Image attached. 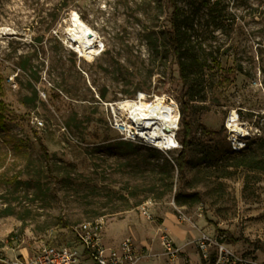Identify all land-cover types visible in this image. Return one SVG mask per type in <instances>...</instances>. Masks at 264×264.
Instances as JSON below:
<instances>
[{"label": "rangeland", "instance_id": "1", "mask_svg": "<svg viewBox=\"0 0 264 264\" xmlns=\"http://www.w3.org/2000/svg\"><path fill=\"white\" fill-rule=\"evenodd\" d=\"M178 5L185 48L203 66L185 113L193 92L179 77L168 0H0V260L72 244L66 229L103 217L114 239L134 227L129 236L145 255L137 264H189L169 262L160 246L162 219L181 211L187 221L177 224L264 264V0ZM74 16L96 33L95 54L80 57L68 41ZM138 94L179 107V144L189 122L183 179L181 149L164 153L112 129L109 105ZM232 111L258 128L245 156L226 139ZM193 234L186 238L198 254Z\"/></svg>", "mask_w": 264, "mask_h": 264}, {"label": "built area", "instance_id": "2", "mask_svg": "<svg viewBox=\"0 0 264 264\" xmlns=\"http://www.w3.org/2000/svg\"><path fill=\"white\" fill-rule=\"evenodd\" d=\"M140 95L143 94H138L133 100H123L109 105L112 129L124 141L136 142L164 153L181 149V144L176 140L180 119L179 107L171 99L167 103L163 99L149 101L144 98L149 105L155 106L159 103V107L163 106L168 109H163L162 113L161 110L151 109V106L141 109L136 105L141 100ZM167 114L177 115V122L172 131L168 126H161L162 116H167ZM37 125H41V122L37 121ZM224 129L228 145L235 153L244 150L248 141L258 133V128L252 129L248 123L240 121L236 111L229 113ZM161 132L164 134H160ZM141 214L147 220L152 219L145 207H142ZM176 219L178 222L187 221L181 211H178ZM66 230H70L73 238L72 244H45L31 256L2 259L0 264H137L145 256L131 236L124 238L116 247L107 246L103 217L83 222ZM222 240V237L209 236L205 232H201L194 240L203 264H256L251 258L234 252ZM160 246L162 255L169 262L177 258L179 250L165 233L160 237Z\"/></svg>", "mask_w": 264, "mask_h": 264}, {"label": "trees", "instance_id": "3", "mask_svg": "<svg viewBox=\"0 0 264 264\" xmlns=\"http://www.w3.org/2000/svg\"><path fill=\"white\" fill-rule=\"evenodd\" d=\"M169 6L171 8V15L169 19L170 24V39L173 47V54L178 66L179 77L182 83L185 86L189 87L190 92H193L188 102H184L183 113H185L190 106V101L196 96L197 92V80L196 77L199 75V69H202L203 66L201 64L200 58L195 57L193 53L188 52L185 48V42L187 39V20L183 15L180 6L178 5V0H168ZM207 3V2H206ZM206 5H209L208 3ZM103 97V95H101ZM6 109L2 101H0V126L3 125V121L6 116ZM199 129L203 133V135L207 138H212L213 136L218 134H214L213 132H209L204 126H200ZM182 134L181 136V151L176 157V164L179 177L181 179L184 178V170L187 163L188 157V148L190 144L191 137V126L188 121L182 120ZM242 150L238 153H235L238 156H245L246 151ZM166 168H168V176L171 179L173 177V165L166 164Z\"/></svg>", "mask_w": 264, "mask_h": 264}, {"label": "bare ground", "instance_id": "4", "mask_svg": "<svg viewBox=\"0 0 264 264\" xmlns=\"http://www.w3.org/2000/svg\"><path fill=\"white\" fill-rule=\"evenodd\" d=\"M68 32V41L76 46V51L78 52L80 57H88L97 52L98 39L96 33L91 30L88 26H86L79 18H77V16H74L70 20ZM145 97L146 96L144 95H140L141 100L139 103L136 104L139 108L146 109L149 108L148 106H151V109L161 110V113L163 112V109L167 108L163 106L159 107V103H156L155 106L149 105L144 99ZM131 106L134 107L135 105ZM162 117L163 120L161 121V126H168V128H170L172 131L175 128V124L177 122V115L167 114V116L163 115ZM142 127H145V125H142ZM160 134L164 133L161 132Z\"/></svg>", "mask_w": 264, "mask_h": 264}, {"label": "crops", "instance_id": "5", "mask_svg": "<svg viewBox=\"0 0 264 264\" xmlns=\"http://www.w3.org/2000/svg\"><path fill=\"white\" fill-rule=\"evenodd\" d=\"M175 221L177 219L164 217L162 219V223L160 225V230L167 234L169 238L172 240V242L175 244V246L179 250L178 260L179 256L180 258H188L189 264H201V261L198 257V254L195 252V249L189 246V243L191 242L190 239H187L189 233L193 234V231L189 226L177 224ZM128 235H122L119 238H111V236L107 235L106 229H105V240L107 242V246L110 247H116L118 246L124 238L128 237L129 235H135L136 230L132 225H127ZM199 236V233L197 231V234H193L194 239L196 240ZM185 238L187 241H185ZM197 256L194 259L191 258V255H189V252H192Z\"/></svg>", "mask_w": 264, "mask_h": 264}, {"label": "water", "instance_id": "6", "mask_svg": "<svg viewBox=\"0 0 264 264\" xmlns=\"http://www.w3.org/2000/svg\"><path fill=\"white\" fill-rule=\"evenodd\" d=\"M166 130H168V128L166 127Z\"/></svg>", "mask_w": 264, "mask_h": 264}]
</instances>
